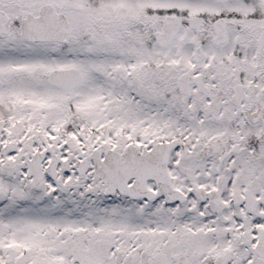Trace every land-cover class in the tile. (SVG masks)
<instances>
[{"label": "snow or ice", "instance_id": "6c2138e0", "mask_svg": "<svg viewBox=\"0 0 264 264\" xmlns=\"http://www.w3.org/2000/svg\"><path fill=\"white\" fill-rule=\"evenodd\" d=\"M0 264H264V0H0Z\"/></svg>", "mask_w": 264, "mask_h": 264}]
</instances>
